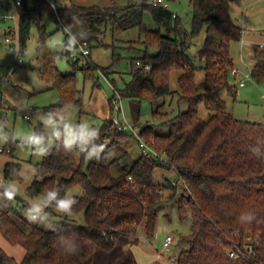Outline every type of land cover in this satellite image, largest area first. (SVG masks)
<instances>
[{"label": "trees", "instance_id": "trees-1", "mask_svg": "<svg viewBox=\"0 0 264 264\" xmlns=\"http://www.w3.org/2000/svg\"><path fill=\"white\" fill-rule=\"evenodd\" d=\"M58 1L55 10L45 0H31L30 4L28 0L23 1L17 8L18 53L25 49L29 26L34 21L39 76L60 96L57 105L46 109L47 115L51 113L56 119L63 116L64 120L65 106L81 107L75 72L61 73L56 65L58 58L67 57L74 70L78 68L87 76L96 67L88 56L86 63L77 67V58L72 59L70 53L46 47L49 35L39 20L44 8L54 16L58 28L71 24L72 16L80 18L89 35L78 46L88 50L90 40L104 34L108 27L125 30L137 26L144 35V54L134 59L130 80L117 90L118 95L138 103L142 99L152 103L171 92L170 75L176 70L180 72L177 77L180 98L187 106L179 114L180 120L173 132L161 135L148 124L140 130V136L163 153L166 164L140 153L132 165L123 166L119 174L113 175L108 148L132 134L117 130L110 122L100 129L97 143H104L107 148L99 161H85L83 156L66 154L60 146L42 157L35 164V175L25 189L26 194L42 196L46 190L59 187L61 196H65L70 188L78 186L81 194L74 196L78 201L75 215L67 217L54 209H46L52 215L48 221L52 226L44 229L23 218L11 202L1 201L0 205L7 203V207H0V234L9 244L21 246L24 255L16 261L0 249V264H93L96 248L101 250L96 257H101L98 260L101 264H136L130 248L138 242L139 229L147 240L154 237L156 206L164 198L162 188L153 181L157 168L174 171L181 186V194L175 200L179 217L184 219L188 213L191 219L190 232L183 237L188 246L181 248L173 261L168 260L170 264H264V122L235 119L221 97L223 90L233 98L236 95L229 82L233 67L229 45L241 33V27L229 11V3L234 0H190L188 32L181 29L177 16L167 8L153 7L147 2L136 4L126 0L118 6L117 0H107L106 7H84L73 4L74 0L68 6ZM146 10L156 29L143 23ZM203 25L205 36L196 52L200 63L197 66L187 52V37L191 39ZM149 45L154 47V53L147 52ZM253 55L256 60L251 67V80L264 85V48L254 46ZM137 60L142 66H136ZM143 65L149 68L144 69ZM198 70L203 72L201 93L195 84ZM199 104L210 112L206 119L198 115ZM35 133L46 136L43 131ZM13 146L9 142L8 148L5 147L8 153ZM19 169L18 162H7L3 168L4 179L21 180ZM164 188L169 191L168 199L175 198L178 185L168 182ZM22 207L24 210L27 205ZM81 211L83 224L76 221ZM248 213H254L256 220L250 224L240 222L239 217ZM54 217L57 219L53 220ZM69 244L78 247L76 254L64 252L62 247ZM116 244L119 245L115 248ZM245 245H251L254 255L247 254ZM229 249L239 250L241 256L229 257ZM111 250L114 254L106 256L105 252Z\"/></svg>", "mask_w": 264, "mask_h": 264}, {"label": "rangeland", "instance_id": "rangeland-1", "mask_svg": "<svg viewBox=\"0 0 264 264\" xmlns=\"http://www.w3.org/2000/svg\"><path fill=\"white\" fill-rule=\"evenodd\" d=\"M7 6V0H0V129L9 136L27 135L36 130L43 131L46 137L50 134L49 129H45L37 118V114L47 116L46 109L59 103L60 96L51 84L43 81L38 73V61L35 55L37 28L32 21L29 26V36L26 40L25 49L18 53V13L17 8L12 5V1ZM49 5L55 4L58 0H45ZM64 6L70 4V0H59ZM126 0H117V5H124ZM166 8L174 13L180 23L181 29L189 31L191 27L192 5L190 0H164ZM31 0H28V4ZM73 4L84 7H106L109 6L107 0H74ZM50 8H52L50 6ZM231 18L240 26V38L231 41L229 54L234 67L243 71L252 67L255 62L253 48L264 39V0H234L229 3ZM14 14L12 18L11 15ZM9 16L8 19L2 17ZM40 23L43 24L46 34V47L50 50L58 51L59 42L64 40L63 28H58L54 16L48 9L40 11ZM143 23L152 29H156V24L148 10L143 14ZM244 25V26H243ZM10 37H9V32ZM14 31L16 33H14ZM164 30L161 29V32ZM15 34L17 36H15ZM205 36V25L191 39L187 37L188 54L194 59L197 66L200 65L196 59V52L200 48ZM10 38V41H6ZM77 46L74 52L70 53L72 59L77 58L76 66L81 67L86 63V57L80 53ZM148 53H154L153 46H148ZM144 35L137 26L125 30H113L108 27L104 34L97 39L90 40L88 59L93 69L91 75L87 76L78 68L75 70L68 63L67 57L56 60L57 68L61 73L75 72L76 88L81 95V107L65 106L64 123L77 126L80 123L88 124L101 129L104 123H109L112 116L125 120L128 124L141 130L145 125H151L154 132L167 134L173 132L179 123V114L186 110V102L180 98L177 77L179 71H172L169 80L170 93L154 102L142 99L139 103L128 98H120L119 103L113 106V100L117 99V90H121L130 80V70L134 59L140 58L144 54ZM17 58L23 61L22 65L14 64ZM241 75L229 74V82L236 90L235 98L227 90L221 92V97L225 101L226 110L238 120L264 122V85H258L251 79L246 80L244 86H238ZM203 72L198 70L195 74V84L199 93L203 91ZM112 102V104H111ZM120 106L121 110L117 107ZM19 109V110H18ZM157 112L158 114H154ZM209 111L203 104L198 106V115L202 119L209 116ZM107 121V122H106ZM112 132V128H109ZM108 143V140L105 141ZM19 141L13 143L12 152L8 153V143H0V184L9 182L15 183L18 194L12 206L18 208L23 218L25 211L22 205L29 206V203L41 196H28L25 192L35 175V164L42 159L35 155L27 147L18 146ZM10 150V149H9ZM113 153L108 160L112 161L111 173L117 175L125 165H132L140 156V147L137 137L128 135L123 137L118 143L108 148ZM20 164L19 174L21 180H5L3 177L4 165L9 162ZM153 181L159 185L164 193V198L156 206V229L155 235L147 240L141 229L136 236L138 242L133 248V258L136 264H168L165 258L169 254L177 253L181 248H186L188 244L183 237L190 232L191 219L187 213L186 218L180 219L176 198L181 194V186L172 169L157 168L153 173ZM175 181L178 185L175 198L168 199L169 191L164 188L168 182ZM2 190V189H1ZM81 194L78 186L70 188L65 195L72 197ZM1 202V201H0ZM2 203V202H1ZM57 218L54 217L53 220ZM79 224L84 223L83 212L76 216ZM47 223L52 226L51 222ZM172 236V242L165 250L162 246L166 235ZM119 244L115 245L118 246ZM0 249L7 255L20 261L24 255V249L19 245L9 244L0 234ZM150 252L156 253V262H151ZM101 250L95 249V256H99ZM114 254V250L105 252L106 256ZM93 264H101V257L96 258ZM106 261V259H104Z\"/></svg>", "mask_w": 264, "mask_h": 264}, {"label": "clouds", "instance_id": "clouds-1", "mask_svg": "<svg viewBox=\"0 0 264 264\" xmlns=\"http://www.w3.org/2000/svg\"><path fill=\"white\" fill-rule=\"evenodd\" d=\"M133 2L136 4L147 2L155 7L157 4H163L164 0H133ZM71 21V24L65 25L63 28L66 39L59 42L58 51L60 52H74L80 41L88 38L89 33L83 27L84 22L77 16H72ZM77 27L82 30L74 32L73 29ZM40 48L43 50L44 47L40 46ZM37 118L45 129L50 130V134L47 137L35 132L23 136L16 134L9 136L0 129V143H16L19 141V147H27L32 150L35 155L41 157L49 155L54 147L57 148L60 146L64 153L74 156H83L85 161H99L102 158L101 153L105 152L107 145L104 143H97L101 135L99 128L87 122L73 126L69 123H64L63 116L56 119L53 118L51 113L47 116L38 113ZM111 155H113V153L109 152L107 158ZM0 189H2V191H0V201L6 202L14 201L19 191L15 183L12 182L0 184ZM60 192L61 189L59 187H53L46 190L41 197L31 201L24 213L27 220L33 224H40L45 228H49L50 225L47 221H49L52 215L49 211H46V209H54L56 213L67 217L74 216L75 206L78 201L70 195L61 196ZM0 207H7V203L0 205ZM239 220L240 222L250 224L256 220V216L254 213L242 214ZM62 249L67 254H76L79 250L75 244H69L62 247Z\"/></svg>", "mask_w": 264, "mask_h": 264}, {"label": "built area", "instance_id": "built-area-1", "mask_svg": "<svg viewBox=\"0 0 264 264\" xmlns=\"http://www.w3.org/2000/svg\"><path fill=\"white\" fill-rule=\"evenodd\" d=\"M12 1V5L15 7V8H18L23 1H27V0H11ZM10 1L7 0V8H8V5L10 4L9 3ZM158 6H162L164 8H166V3L164 2L163 4L159 5L157 4ZM52 7V9H56V5L55 4H51L50 5ZM173 16H176L174 13H173ZM9 16H6L4 15L2 18L3 19H8ZM11 17L13 18L14 17V14L11 15ZM244 26V25H243ZM241 29L243 30V27H241ZM10 33L11 31L9 32V37H10ZM14 33H16L14 31ZM15 36H17L15 34ZM6 41H10V38H6ZM258 47L260 48H264V39L261 40V42H259L257 44ZM80 53L87 57L88 54H89V50L87 47L85 46H82L80 47ZM14 64H19V65H22L23 64V61L20 59V58H17L16 62L14 60ZM136 66H142L141 62L139 60H137L135 62ZM143 68L144 69H148L149 66L148 65H143ZM250 72H251V67L243 70V71H240L239 69H237L236 67H232L231 70H230V73L232 75H241L240 76V79L238 80V86L242 87L245 85L246 83V80H249L251 79V75H250ZM117 96L118 98L117 99H114L113 100V106L116 104V103H119L120 101V96L118 95L117 93ZM261 98L264 99V93L261 94ZM118 110H121L120 106L117 107ZM110 123L112 124V126H114L117 130L119 131H127L128 133L134 135L135 137H137V141H138V144H139V147H140V153L147 157V158H150V159H156L159 163H162V164H166L167 163V159L166 157L163 155V153L157 151L151 144L147 143L141 136H140V130L139 129H136L134 126L128 124L125 120L123 121H120L119 118L115 117V116H112L111 119H110ZM1 150V149H0ZM130 179V177L128 178ZM172 184L173 185H177V182L175 181H172ZM182 184V183H181ZM28 207V206H27ZM26 207V208H27ZM25 208V209H26ZM24 209V211H25ZM172 236L171 235H166L163 239V243H162V246L165 250H168L171 242H172ZM249 240V238L247 239ZM247 246V247H246ZM245 248H246V251H247V254L248 255H254V250L253 248L251 247V245H245ZM228 255L229 257L231 258H239L241 255H240V251L237 250H233V249H229L228 251ZM167 259V261L169 260L170 262L174 260L175 258V253L173 254H169L168 256L165 257Z\"/></svg>", "mask_w": 264, "mask_h": 264}, {"label": "crops", "instance_id": "crops-1", "mask_svg": "<svg viewBox=\"0 0 264 264\" xmlns=\"http://www.w3.org/2000/svg\"><path fill=\"white\" fill-rule=\"evenodd\" d=\"M234 66V65H233ZM134 246H136V245H133V246H131V252L133 253V248H134ZM134 255V254H133ZM150 257H151V262L150 263H154V262H156L157 260H156V258H157V256H156V253H153V252H150ZM136 260V259H135ZM168 264H170L169 262H168Z\"/></svg>", "mask_w": 264, "mask_h": 264}]
</instances>
